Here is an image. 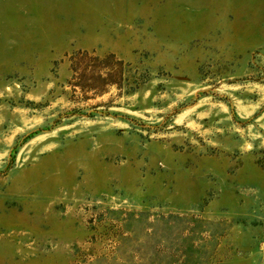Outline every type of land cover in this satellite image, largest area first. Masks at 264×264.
<instances>
[{
  "label": "rangeland",
  "instance_id": "374dc122",
  "mask_svg": "<svg viewBox=\"0 0 264 264\" xmlns=\"http://www.w3.org/2000/svg\"><path fill=\"white\" fill-rule=\"evenodd\" d=\"M0 264H264V0H0Z\"/></svg>",
  "mask_w": 264,
  "mask_h": 264
}]
</instances>
